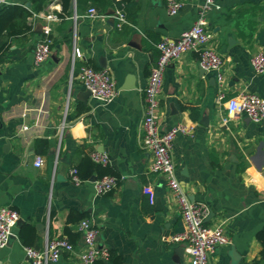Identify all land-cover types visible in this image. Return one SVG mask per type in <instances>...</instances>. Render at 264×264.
<instances>
[{
    "label": "crops",
    "instance_id": "1",
    "mask_svg": "<svg viewBox=\"0 0 264 264\" xmlns=\"http://www.w3.org/2000/svg\"><path fill=\"white\" fill-rule=\"evenodd\" d=\"M9 1L33 10L31 0ZM72 1L71 15L61 17L62 0H50L27 19L19 18L18 26L29 28L15 35L5 30L1 38L0 207L12 206L24 221L15 228L16 238L0 248V264H30L25 246L42 249L56 236L85 250L77 230L82 218L99 228V244L112 252L108 264H190L184 245L171 240L185 222L165 177L151 170L141 122L157 43L177 39L206 0H181L174 15L170 0H130L123 7L106 0L101 17L79 11L77 0L72 9ZM217 2L205 19L225 59L224 78L203 69L197 52L184 53L165 71L159 123L162 130L177 122L193 126L191 134L177 136L173 155L191 201L205 203L206 222L222 225L231 238L212 255L214 263L255 264L263 250L258 233L264 231V119L256 123L245 114H230L228 100L244 91L264 98V74H255L251 63L264 51V0ZM118 9L127 18L121 27ZM53 13L59 18L49 20ZM46 35L52 39L51 54L35 65V46ZM75 47L81 56H75ZM102 57L118 87L110 103L82 97L87 88L80 68H103ZM93 152L108 154V165L76 183L70 170ZM38 155L44 157L41 166L35 165ZM109 173L119 177L117 186L98 194L93 179ZM52 264L85 263L64 251Z\"/></svg>",
    "mask_w": 264,
    "mask_h": 264
},
{
    "label": "built area",
    "instance_id": "2",
    "mask_svg": "<svg viewBox=\"0 0 264 264\" xmlns=\"http://www.w3.org/2000/svg\"><path fill=\"white\" fill-rule=\"evenodd\" d=\"M218 0H206L199 10L197 20L177 38L165 37L157 43L159 54L152 67L149 80L143 90L145 111L142 118V147L152 153L151 170L163 175L167 185L176 197L181 209V216L185 222V229L172 237L173 242L182 243L185 251L190 257V264H215L212 255L221 245L231 242L222 225H211L206 222L209 208L205 203L191 201L182 186L177 174V162L173 155L174 141L179 134H191L193 126L183 122H177L166 130L160 128L159 110L161 106V95L163 93L165 71L167 67L179 59L188 51L197 52L200 65L218 73V79L223 80L222 68L224 57L217 51L213 43V35L206 27L205 13L208 9L218 7ZM10 4L9 0H0V6ZM181 0H170L168 11L177 14L182 8ZM89 15L103 16L102 12L91 8ZM56 13L49 14V20L58 19ZM75 19L77 14L74 15ZM115 17L118 26L121 27L127 21L123 11L117 10ZM48 27V26H47ZM48 30L50 28L48 27ZM52 39L46 35L39 40L34 50V63L40 65L51 54ZM75 56H81L78 47L74 50ZM255 74H264V51L255 53L251 59ZM1 64V59H0ZM79 76L84 86L91 94L102 103H110L118 93L116 80L108 68H96L88 64L81 66ZM226 94L221 92L220 98ZM230 114H245L253 122H261L264 119V98L257 93L241 92L228 100ZM27 129V127H24ZM92 159L100 164L108 165L109 156L106 153L93 152ZM44 157L38 155L35 160L36 166L43 164ZM73 181L81 183L77 167L70 170ZM119 177L116 175H104L93 184L98 194L111 191L118 184ZM20 213L9 205L0 207V248L8 244L11 234H15L17 221ZM77 230L82 233L85 250L78 248L66 236H56L48 239L42 249L33 246H25L26 254L30 264H52L62 256L64 251L73 252L85 264H93L98 260H110L112 252L107 246H101L98 242L99 228L89 219L83 218L77 224Z\"/></svg>",
    "mask_w": 264,
    "mask_h": 264
},
{
    "label": "trees",
    "instance_id": "3",
    "mask_svg": "<svg viewBox=\"0 0 264 264\" xmlns=\"http://www.w3.org/2000/svg\"><path fill=\"white\" fill-rule=\"evenodd\" d=\"M50 0H31L32 2V7L33 10H29L25 7L18 6V5H12V4H7L4 5L2 9H0V53L3 48V43L1 41L2 35L4 31L6 30L9 35H15L19 34L24 31V29L29 28V26L26 24L24 27L18 26L20 22H18L19 18H23L24 20L27 19L29 16L33 14V11L39 12L44 8V4ZM71 0H62L63 2V9L59 13L61 17H66L71 15V11L69 10V3ZM78 2V10L79 11H89L91 8L96 9L98 12H105L107 10L106 0H100L99 4L96 3L97 5H83L84 0H77ZM113 3L115 5L117 4L119 7H123L124 5L128 6L130 4V0H113ZM102 165L100 163L95 162L92 157H86L84 161L77 167L78 173L81 177L82 180H85L87 178H90L91 174L93 173V169H98L99 166ZM86 171H88L86 173ZM115 175L114 173H109L106 175ZM83 219V218H82ZM79 219L78 221H80ZM68 233H70V230H67ZM22 236L24 237V234L22 233ZM258 237L261 240L263 244V250L261 252V258L260 260H255V264L260 263L264 259V231H261L258 233ZM31 246V245H27ZM93 264H108V261L105 260H98Z\"/></svg>",
    "mask_w": 264,
    "mask_h": 264
},
{
    "label": "water",
    "instance_id": "4",
    "mask_svg": "<svg viewBox=\"0 0 264 264\" xmlns=\"http://www.w3.org/2000/svg\"><path fill=\"white\" fill-rule=\"evenodd\" d=\"M27 6H31V3H30V2H27ZM71 8L74 9V10L76 9L75 0L72 1ZM114 13H115V10H112V11H110L108 14L111 15V16H113ZM112 18H114V17H112ZM100 66L103 67V68H105V67L107 66V61H106L105 57H102V58L100 59ZM203 69H205V68H203ZM202 71H203V70H202ZM89 95H92V94H91V91L88 90V89H87L86 91H83V92H82V97H83V99H85V98H86L87 96H89ZM93 180H96V178H94ZM23 221H24V220H23L22 218H19V220L17 221V224H16V225H17V226H20V225L22 224ZM15 238H16V235H15V234H11L10 237H9L8 244H9L11 241H13ZM183 250H185V249L182 248V251H183ZM179 252H180V250H179ZM234 257L239 258L240 255H238V254L236 253V254H234Z\"/></svg>",
    "mask_w": 264,
    "mask_h": 264
}]
</instances>
